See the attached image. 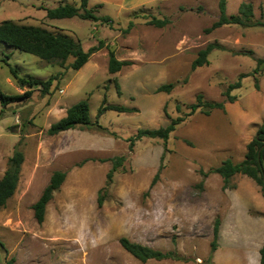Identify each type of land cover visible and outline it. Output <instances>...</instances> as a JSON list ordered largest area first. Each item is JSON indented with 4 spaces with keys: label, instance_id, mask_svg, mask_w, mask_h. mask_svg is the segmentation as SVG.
I'll return each instance as SVG.
<instances>
[{
    "label": "rangeland",
    "instance_id": "374dc122",
    "mask_svg": "<svg viewBox=\"0 0 264 264\" xmlns=\"http://www.w3.org/2000/svg\"><path fill=\"white\" fill-rule=\"evenodd\" d=\"M220 1L89 0L88 8L110 18L93 22L47 17L46 8L79 6V0H0V22L12 20L69 35L85 51L101 47L74 70L73 58L45 61L0 43L2 92L16 95L29 89L18 84L2 59L22 78H54L48 90L34 86L28 99L6 106L0 101V179L15 149L24 154L18 187L0 207V264L11 258L14 264H261V187L237 174L231 187L224 188L223 178L210 170L226 159H244L248 144L239 133L251 119L245 101L260 99L264 111V67L253 73L255 58H264V26L226 24L207 32L219 18ZM243 2L253 5V21L264 22V0H226L227 14L237 15ZM153 17L169 23L161 28L150 25ZM209 43L225 49L214 50L208 64L193 69L192 62ZM109 50L129 62L115 74L108 71ZM241 75H246L241 88L231 92L236 100L229 102L223 93ZM169 83L174 84L170 92L158 90ZM199 94L225 108L213 109L210 115L198 110L166 143L142 138L130 150L128 139L138 129L167 126L188 113ZM104 96L109 104L137 111L109 110L97 118ZM82 99L89 100L92 125L50 135V126ZM226 106L239 115V131ZM263 120L251 123L256 132L250 141ZM120 156L125 161L108 184L111 160ZM162 156L163 169L151 187ZM56 171L66 172V178L38 223L33 205ZM216 220L220 231L217 249L211 252ZM121 238L175 252L183 260L142 262L122 247Z\"/></svg>",
    "mask_w": 264,
    "mask_h": 264
},
{
    "label": "trees",
    "instance_id": "16d2710c",
    "mask_svg": "<svg viewBox=\"0 0 264 264\" xmlns=\"http://www.w3.org/2000/svg\"><path fill=\"white\" fill-rule=\"evenodd\" d=\"M79 6L70 3L60 4L54 8H46L47 17L50 19H64L79 17L83 20H90L93 22H108L110 18L108 16L97 15L94 10L88 8L89 0H79ZM254 8L251 3L243 2L239 7L237 15H228L226 12V0L220 1V15L217 21L207 29V32L219 28L226 24H237L245 27L252 26H264L262 21H253ZM150 25L156 27H164L169 23L167 19H158L153 17L148 21ZM132 23H130V26ZM0 43L4 44L8 48H13L24 53L32 54L45 61H60L64 63L69 58H73V62L70 67L74 70L81 69L88 61L93 52L99 50L101 47H92L88 51H85L81 43L69 35L66 34H54L51 31L37 27L33 25H19L12 20H4L0 22ZM217 49H225L218 43H209L204 49L200 50L196 59L192 62V68L196 69L209 63L208 56L211 52ZM253 54V52L251 51ZM108 71L111 74L119 72L123 66L128 65V61H120L116 58L115 52L109 50ZM10 67V72L17 80L18 84L22 87H28L29 89L23 94L8 95L0 90V101L3 106H6L13 102H18L24 99H28L32 95V88L34 86H41L44 90H48L52 84L53 77L48 80L36 79V78H22L18 75L15 68H13L7 60H1ZM256 67L253 71L254 74L260 72V68L264 67V58H255ZM246 75H241L239 79L232 84H229L224 91V96L229 102L236 100L235 95H231V92L235 89L241 88V80ZM116 88L118 94H121V89L118 81L116 80ZM259 79L255 77V88L259 89ZM174 88L173 83L161 85L158 90L170 92ZM225 105L221 102L205 101L204 96L199 94L196 97V103L190 106V111L183 116L171 119V122L164 127L157 129H138L136 134L131 136L128 141L130 142L129 148L133 149V146L137 140L142 138H158L162 139L165 143L168 141L170 134L175 131L176 127L182 123L186 117L192 116L196 111H200L205 115H210L213 109H224ZM177 109L180 111L181 107ZM112 110L115 112H135V108L127 107L118 104L107 103L106 96L102 100V104L97 111V118L102 116L105 112ZM92 125L90 119V105L88 99H82L79 102L71 105L66 110V115L59 121L53 123L48 129L50 135H56L64 131L75 129L77 127H89ZM166 149V148H165ZM164 156V155H163ZM162 156L160 166L155 174L151 187L155 185L160 177V172L163 169ZM112 167L107 174V182L110 184L113 180L114 173L123 165L125 161L124 156L115 157L112 160ZM24 162V154L21 150L15 149L14 153L9 159L8 167L0 179V207L4 206L7 201L14 195L20 180L21 166ZM204 176L208 173L201 172ZM210 173H217L223 178L224 188L231 187V179L237 174H242L253 179L256 184L261 187L262 196L264 197V124L261 125L255 137L248 143L247 152L244 159L241 162L234 163L231 159L224 160L220 166L210 170ZM66 178V172L56 171L52 175L49 184L44 189L40 198L33 205L34 215L38 223H42L45 219L46 208L48 203L52 200L53 195L59 190L62 183ZM234 187V186H233ZM102 197H99V205H102ZM220 221L216 220L213 232V241L211 243V252H215L217 249V240L220 231ZM120 243L122 247L132 254L135 258L142 262H146L151 259L163 260V259H175L183 260L178 257L175 252H162L150 248L148 246L131 242L127 238H121ZM0 245L3 243L0 241ZM261 264H264V243L260 249ZM15 259H9L5 264H14Z\"/></svg>",
    "mask_w": 264,
    "mask_h": 264
},
{
    "label": "crops",
    "instance_id": "0c3cea01",
    "mask_svg": "<svg viewBox=\"0 0 264 264\" xmlns=\"http://www.w3.org/2000/svg\"><path fill=\"white\" fill-rule=\"evenodd\" d=\"M245 103H246L247 110L249 111L247 114H248V116H250L251 119L249 120L250 123H248V122L245 123V126L243 127L242 130H240L241 124L239 122V119H238L239 115H237L236 110H233L229 106H226V110L229 113L230 117L233 119V122L235 124V128L238 131L240 130L239 134H241L243 137V140H241V141L248 144L250 142V139L252 138L253 134L256 132L255 131L256 128H254L255 126L252 129H250V127H252L251 126L252 124H254V125H260V123L262 124L263 119H261V118H264V111L261 109V100L260 99H256L254 101H245ZM258 240H257L258 241L257 250L260 251V249L263 246L264 239H258ZM259 256H260V253H259ZM260 258H261V256H260ZM253 263H255V261H253Z\"/></svg>",
    "mask_w": 264,
    "mask_h": 264
},
{
    "label": "water",
    "instance_id": "95a60500",
    "mask_svg": "<svg viewBox=\"0 0 264 264\" xmlns=\"http://www.w3.org/2000/svg\"><path fill=\"white\" fill-rule=\"evenodd\" d=\"M263 181H264V176H263Z\"/></svg>",
    "mask_w": 264,
    "mask_h": 264
}]
</instances>
